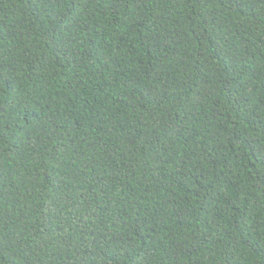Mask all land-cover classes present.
I'll return each instance as SVG.
<instances>
[{
  "label": "trees",
  "instance_id": "trees-1",
  "mask_svg": "<svg viewBox=\"0 0 264 264\" xmlns=\"http://www.w3.org/2000/svg\"><path fill=\"white\" fill-rule=\"evenodd\" d=\"M0 264H264V0H0Z\"/></svg>",
  "mask_w": 264,
  "mask_h": 264
}]
</instances>
